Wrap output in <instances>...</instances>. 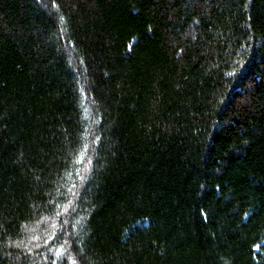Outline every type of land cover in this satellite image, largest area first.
Listing matches in <instances>:
<instances>
[{"label": "trees", "instance_id": "obj_1", "mask_svg": "<svg viewBox=\"0 0 264 264\" xmlns=\"http://www.w3.org/2000/svg\"><path fill=\"white\" fill-rule=\"evenodd\" d=\"M0 264H264V0H0Z\"/></svg>", "mask_w": 264, "mask_h": 264}]
</instances>
